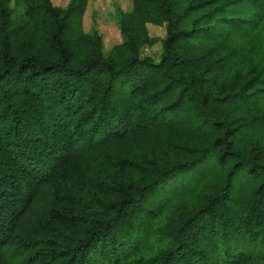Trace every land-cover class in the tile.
Here are the masks:
<instances>
[{
    "label": "trees",
    "instance_id": "1",
    "mask_svg": "<svg viewBox=\"0 0 264 264\" xmlns=\"http://www.w3.org/2000/svg\"><path fill=\"white\" fill-rule=\"evenodd\" d=\"M130 2L0 0V264H264V0Z\"/></svg>",
    "mask_w": 264,
    "mask_h": 264
},
{
    "label": "rangeland",
    "instance_id": "2",
    "mask_svg": "<svg viewBox=\"0 0 264 264\" xmlns=\"http://www.w3.org/2000/svg\"><path fill=\"white\" fill-rule=\"evenodd\" d=\"M55 3L65 4L67 0H53ZM114 4H117L124 10L131 7L130 0H89L88 7L83 15V27L88 30L91 25L96 26L102 33L104 47L109 49L112 45L120 42L119 31L113 17ZM21 10V8H18ZM150 35L163 37L165 29L162 26L147 24ZM161 50V44L155 45L143 50L144 54L152 55L158 59Z\"/></svg>",
    "mask_w": 264,
    "mask_h": 264
}]
</instances>
